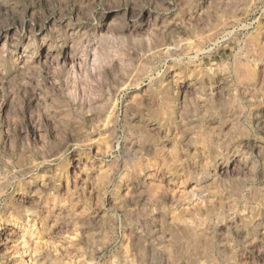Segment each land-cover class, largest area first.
Listing matches in <instances>:
<instances>
[{
    "label": "rangeland",
    "instance_id": "1",
    "mask_svg": "<svg viewBox=\"0 0 264 264\" xmlns=\"http://www.w3.org/2000/svg\"><path fill=\"white\" fill-rule=\"evenodd\" d=\"M125 257L264 264V0H0V264Z\"/></svg>",
    "mask_w": 264,
    "mask_h": 264
},
{
    "label": "bare ground",
    "instance_id": "2",
    "mask_svg": "<svg viewBox=\"0 0 264 264\" xmlns=\"http://www.w3.org/2000/svg\"><path fill=\"white\" fill-rule=\"evenodd\" d=\"M12 221H13V223H12ZM12 221H7V223H6V225H8V226H15V222L16 221H14V220H12ZM126 241V240H125ZM160 243V242H159ZM126 244V243H125ZM21 245V244H20ZM161 245H162V242H161ZM125 246V245H124ZM167 247V246H166ZM150 250V249H149ZM26 251V250H25ZM166 251V250H165ZM23 252V251H22ZM125 253L126 254H128V252L127 251H125ZM149 253V252H148ZM157 254H158V252H156ZM160 253V252H159ZM156 254V255H157ZM134 255H136V254H134ZM167 255V254H166ZM132 256H133V254H132ZM175 256V255H174ZM124 257V256H123ZM168 257V256H167ZM126 258V257H125ZM149 258V257H148ZM124 259V258H123ZM160 259V258H159ZM169 259V258H168ZM164 260H166V259H164ZM164 260H161V264H164L163 263V261ZM111 261V260H110ZM158 261H160V260H158ZM120 262H121V259H120ZM120 262H118V261H116V260H114L113 262H112V264H120ZM130 261L128 260V258H126L125 260H123V263L122 264H134V263H129ZM165 262V261H164ZM203 264V263H202Z\"/></svg>",
    "mask_w": 264,
    "mask_h": 264
}]
</instances>
